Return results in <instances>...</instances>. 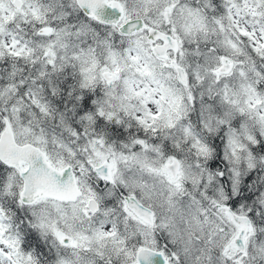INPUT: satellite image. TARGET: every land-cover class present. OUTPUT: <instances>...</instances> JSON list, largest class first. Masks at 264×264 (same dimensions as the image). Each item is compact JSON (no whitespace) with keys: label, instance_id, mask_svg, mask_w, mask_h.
I'll return each mask as SVG.
<instances>
[{"label":"snow or ice","instance_id":"6c2138e0","mask_svg":"<svg viewBox=\"0 0 264 264\" xmlns=\"http://www.w3.org/2000/svg\"><path fill=\"white\" fill-rule=\"evenodd\" d=\"M0 264H264V0H0Z\"/></svg>","mask_w":264,"mask_h":264}]
</instances>
